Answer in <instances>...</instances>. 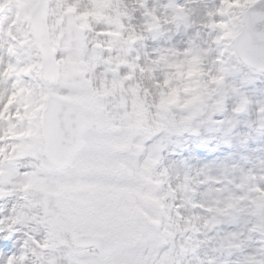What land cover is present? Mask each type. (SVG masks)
Segmentation results:
<instances>
[{
	"label": "clouds",
	"instance_id": "9594fccd",
	"mask_svg": "<svg viewBox=\"0 0 264 264\" xmlns=\"http://www.w3.org/2000/svg\"><path fill=\"white\" fill-rule=\"evenodd\" d=\"M241 41L264 50V0H0V88L30 100L0 139V264H264V55ZM85 160L122 165V248Z\"/></svg>",
	"mask_w": 264,
	"mask_h": 264
},
{
	"label": "snow or ice",
	"instance_id": "6c2138e0",
	"mask_svg": "<svg viewBox=\"0 0 264 264\" xmlns=\"http://www.w3.org/2000/svg\"><path fill=\"white\" fill-rule=\"evenodd\" d=\"M239 55L247 57L249 55H264V50L254 49L248 42L241 41L239 45ZM0 60V64H2ZM15 67L11 61L3 68L5 75L11 76L15 72ZM30 100L21 94V90L16 82L11 83L10 88H0V139L4 138L5 133H16L20 127V122L27 118V109ZM74 135L80 136V130ZM11 138V137H8ZM115 162L101 161L90 163L81 161L82 170L93 176L98 183L92 186L97 196L94 206L86 209L88 215L99 222V226L113 235L112 247L122 248L125 244V230L122 218L117 215L108 205V201L114 199L118 195V189L111 186L108 178L112 176L117 167ZM88 187V186H85ZM14 234V233H13ZM12 237L9 236V239ZM27 248V245L24 246ZM24 254H10L4 259V264H18V260L22 261ZM40 264H56V261L49 257H40ZM68 264H80L79 260L72 257L68 258ZM91 264H133V260L124 254H112L111 252L98 256L91 261Z\"/></svg>",
	"mask_w": 264,
	"mask_h": 264
}]
</instances>
